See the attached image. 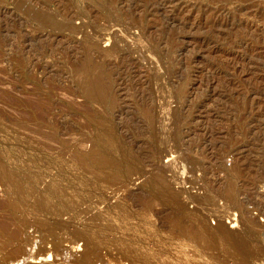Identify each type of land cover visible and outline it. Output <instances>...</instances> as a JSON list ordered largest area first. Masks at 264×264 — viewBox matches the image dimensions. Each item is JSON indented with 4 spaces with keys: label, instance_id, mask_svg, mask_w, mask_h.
<instances>
[{
    "label": "rangeland",
    "instance_id": "1",
    "mask_svg": "<svg viewBox=\"0 0 264 264\" xmlns=\"http://www.w3.org/2000/svg\"><path fill=\"white\" fill-rule=\"evenodd\" d=\"M5 199L0 264H264V0H0Z\"/></svg>",
    "mask_w": 264,
    "mask_h": 264
},
{
    "label": "bare ground",
    "instance_id": "2",
    "mask_svg": "<svg viewBox=\"0 0 264 264\" xmlns=\"http://www.w3.org/2000/svg\"><path fill=\"white\" fill-rule=\"evenodd\" d=\"M237 1V0H236ZM229 2V1H228ZM224 6V5H223ZM222 8V7H221ZM219 9V8H218ZM95 12V11H94ZM218 12H220V10H218ZM46 19H48L49 20V18H46ZM45 20V19H44ZM68 20H69V18H68ZM47 20H45V22H46ZM65 22H68V21H66L65 20ZM48 23V22H47ZM61 23V22H60ZM67 25V24H66ZM133 26V25H132ZM135 27V26H134ZM82 27H70L69 28V30H70V32L71 33H73V34H76V33H78V32H82L83 30L81 29ZM80 64L81 63H75V64H73L74 65V68L75 69H78L79 67H80ZM104 67V66H103ZM103 69L104 68H100L99 69V73H96L97 75H95L94 76V78L92 79V81H93V83H92V86H93V88H92V90H90L91 92H89V93H95L96 95H99V96H104L105 94H107V89H108V87H107V85H108V81L106 82V78L105 79H102V77L100 76V73L103 71ZM105 70V69H104ZM101 71V72H100ZM104 72V71H103ZM102 74V76L103 75H105L104 73H101ZM106 77V76H105ZM104 78V77H103ZM37 83V82H36ZM51 88V87H50ZM12 90V89H11ZM50 90V89H49ZM41 94H42V92H40ZM40 93L39 94H37V97L35 98L36 100H35V102H34V106H33V109H31V110H33L31 113H29V116H31V117H38L39 119H44V118H46L50 113H51V111L53 110V107H54V105H53V99L52 100H50L49 98H46V97H44V98H46L47 99V101L43 98V97H41L42 95H40ZM52 93V92H51ZM9 94V93H8ZM17 94V93H16ZM49 94H50V92H49ZM3 95V94H2ZM7 95V94H6ZM34 95H36L35 93H34ZM39 95V96H38ZM46 94H44V96H45ZM32 96V95H31ZM5 97V96H4ZM49 97V96H48ZM21 98V97H20ZM26 98V97H25ZM24 99V98H23ZM22 100V99H21ZM26 100V99H25ZM28 100H29V98H28ZM24 101V100H23ZM27 101V100H26ZM28 103V102H27ZM31 104V103H30ZM55 104V103H54ZM29 112V111H28ZM27 112V113H28ZM34 117V118H35ZM37 124V123H36ZM45 126V125H44ZM55 121H54V123L51 125V128H52V130H54L55 131ZM53 131V132H54ZM46 133V132H45ZM84 153V152H83ZM85 155V154H84ZM83 155V156H84ZM86 155H88L89 157H87V159H89L90 160V158H91V156L93 157V158H91V160L92 159H96V154H95V152H93V151H89L88 153L86 152ZM82 156V157H83ZM84 159V158H83ZM86 159V158H85ZM104 159H101L100 161H99V163L101 162V161H103ZM25 174H26V172H25ZM32 175V174H31ZM14 178V177H13ZM15 179V178H14ZM28 180V179H27ZM16 181V180H15ZM15 181H13V179H12V182H15ZM20 181V180H19ZM57 181V180H56ZM55 181V183L58 185V183ZM2 182L4 183V184H8V182H10V184H11V186L13 187V188H16V189H18V188H20L19 186V184H17L16 182V184H17V186H16V184H14V183H12L11 182V180H7V178L6 177H3L2 178ZM21 185H23L22 183H20ZM26 184V183H25ZM70 184V183H69ZM69 184H68V186H69ZM74 185V184H73ZM58 187V186H57ZM56 187V188H57ZM70 187V186H69ZM75 187V186H74ZM71 189V188H70ZM235 189V188H234ZM63 190H64V188H63ZM62 190V191H63ZM57 191V190H56ZM235 191V190H234ZM67 192H69V190L67 191ZM72 193V192H71ZM68 194V193H67ZM228 194H230V196L232 195V187L229 185V188H228ZM61 195H63V194H61ZM69 197H71V195L69 196ZM10 205H11V202L9 201V200H0V209H8V208H10ZM249 221V220H248ZM199 225V224H198ZM201 225V224H200ZM202 226H203V224H202ZM201 228V227H200ZM2 229H3V227L1 226L0 227V235H1V232H2ZM204 230V229H203ZM202 231V230H201ZM202 232H204V231H202ZM216 232L220 235H222V234H224V235H227V234H225L226 232H225V230H224V228H223V226L222 225H219L217 228H216ZM205 233V232H204ZM217 234V235H218ZM220 235V236H221ZM223 236V235H222ZM1 237V236H0ZM239 242V241H238ZM17 251V250H16ZM32 251H34L33 249H30L29 250V252H22V253H20V255H18L17 257V259H15V260H13L12 262H11V264H30L29 262L31 261V260H34V259H41V260H43L44 262H42V263H38V264H58V263H50V262H48V260L51 258V253L48 251V252H46L45 253V256L44 257H36V256H34L33 257V254H32ZM42 249H39V252L37 251V253L38 254H40L41 253V255H42ZM36 252V251H35ZM93 251L91 250V249H87V250H84L83 251V253H82V255L80 256V258H75L74 260H72L71 262H69L68 264H90L89 262H88V256L92 253ZM94 254V253H93ZM35 255V254H34ZM37 255V254H36ZM20 257V258H19ZM51 260V259H50ZM89 260H90V258H89ZM91 261V260H90ZM91 263H92V261H91ZM60 264V263H59ZM93 264V263H92Z\"/></svg>",
    "mask_w": 264,
    "mask_h": 264
}]
</instances>
